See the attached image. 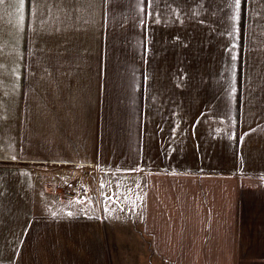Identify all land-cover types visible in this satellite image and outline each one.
I'll use <instances>...</instances> for the list:
<instances>
[{
  "label": "crops",
  "instance_id": "obj_1",
  "mask_svg": "<svg viewBox=\"0 0 264 264\" xmlns=\"http://www.w3.org/2000/svg\"><path fill=\"white\" fill-rule=\"evenodd\" d=\"M123 263L264 264V0L0 3V264Z\"/></svg>",
  "mask_w": 264,
  "mask_h": 264
},
{
  "label": "built area",
  "instance_id": "obj_2",
  "mask_svg": "<svg viewBox=\"0 0 264 264\" xmlns=\"http://www.w3.org/2000/svg\"><path fill=\"white\" fill-rule=\"evenodd\" d=\"M70 195H71V193H70L69 191L64 192V196H65V197H68V196H70Z\"/></svg>",
  "mask_w": 264,
  "mask_h": 264
},
{
  "label": "snow or ice",
  "instance_id": "obj_3",
  "mask_svg": "<svg viewBox=\"0 0 264 264\" xmlns=\"http://www.w3.org/2000/svg\"><path fill=\"white\" fill-rule=\"evenodd\" d=\"M2 2H3V0H0V3H2ZM20 2L22 3L23 0H20ZM237 3H239V0H237Z\"/></svg>",
  "mask_w": 264,
  "mask_h": 264
},
{
  "label": "rangeland",
  "instance_id": "obj_4",
  "mask_svg": "<svg viewBox=\"0 0 264 264\" xmlns=\"http://www.w3.org/2000/svg\"><path fill=\"white\" fill-rule=\"evenodd\" d=\"M123 264H125V263H123Z\"/></svg>",
  "mask_w": 264,
  "mask_h": 264
}]
</instances>
